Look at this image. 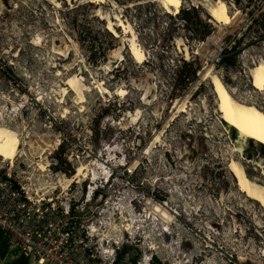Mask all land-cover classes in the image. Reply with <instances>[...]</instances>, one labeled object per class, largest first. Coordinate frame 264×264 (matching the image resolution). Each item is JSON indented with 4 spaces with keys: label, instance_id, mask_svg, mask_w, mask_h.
<instances>
[{
    "label": "rangeland",
    "instance_id": "obj_1",
    "mask_svg": "<svg viewBox=\"0 0 264 264\" xmlns=\"http://www.w3.org/2000/svg\"><path fill=\"white\" fill-rule=\"evenodd\" d=\"M213 1L183 0L174 12L160 0H0L3 170L99 220L95 243L122 237L159 264H264V207L238 190L227 168L238 159L264 183L255 164L264 159L255 145L244 156L234 151L203 74L211 63L233 96L264 110V88L249 77L264 59L249 19L263 0H225L226 23L209 17ZM98 11L132 23L143 59L125 46L122 57L109 56L120 36ZM61 43L63 54L54 49ZM227 43L233 48L217 60ZM181 102L185 110L176 111ZM29 141L43 147L38 155Z\"/></svg>",
    "mask_w": 264,
    "mask_h": 264
},
{
    "label": "built area",
    "instance_id": "obj_2",
    "mask_svg": "<svg viewBox=\"0 0 264 264\" xmlns=\"http://www.w3.org/2000/svg\"><path fill=\"white\" fill-rule=\"evenodd\" d=\"M77 211V205L67 198L61 201L56 195L32 191L0 165V230L4 244L0 260L25 257L32 264H159L154 254L139 253L122 237H98L95 243V225L100 221L81 217Z\"/></svg>",
    "mask_w": 264,
    "mask_h": 264
},
{
    "label": "bare ground",
    "instance_id": "obj_3",
    "mask_svg": "<svg viewBox=\"0 0 264 264\" xmlns=\"http://www.w3.org/2000/svg\"><path fill=\"white\" fill-rule=\"evenodd\" d=\"M50 1H52L53 4L56 6L59 5V0ZM90 1L100 2L102 0ZM182 1L183 0H160L161 5L166 8V10L172 9L174 12L178 10V7L180 6V3ZM226 2L227 1L225 0H214L212 3L206 5V11L209 14V17L214 22L217 21L219 23H226L230 20L231 15L229 14L230 12L228 13L229 6L227 5L228 2ZM193 4L195 3L193 2ZM98 13L100 14L101 18H106L103 15L102 11H98ZM114 20L115 22L113 23L110 18H106L105 28L108 29L114 36H120L119 40L121 42V46L117 47L115 50L110 52V55H108L111 58L122 57V54L120 53L119 49L120 47L125 46L129 51V54L135 61H140L141 59H143L144 53L136 41V33L132 23L128 20H124L121 17H118L117 14H115ZM115 26L121 27L123 29L122 31L126 33V35H120L115 29ZM54 49L58 53L63 54L67 50V47H64V43H61L60 45H54ZM185 52L187 53V51ZM68 66L69 65H67V67ZM203 74L204 77H208L207 79H209V82L212 86V90L216 97V116L223 124L224 129L228 132L230 139H232L231 142H233L234 151L241 152L244 156V152L246 151L245 147L249 146L250 144L251 146L255 145L261 151L262 158L264 159V110L253 102L237 99L235 96H233L231 93L232 91H230V88L228 89L227 85H225V82H223L221 76H219V73L217 74L216 72H214L211 63L206 66ZM249 77L251 79L252 87L256 89L264 88V59L255 62L249 68ZM183 110H185V108L183 102H181L178 105L176 111L181 112ZM28 144V151L31 155H38L39 152L43 149L41 145L34 144V142L32 141H29ZM253 157L255 156L253 155ZM256 161L257 163L255 164H257V166L263 169L262 174L264 175V160L262 161V159H257ZM240 162L238 159L233 158L227 166V168L230 170L235 179L236 187L239 191H241V193L243 192V194L247 198L257 201L261 206L264 207V183L257 182L253 177L248 176L245 172L244 166ZM82 169L83 166L79 165L75 174L69 177L68 179H73L77 174L82 172ZM162 210L165 209L162 208ZM167 214L169 217H172L170 213Z\"/></svg>",
    "mask_w": 264,
    "mask_h": 264
},
{
    "label": "trees",
    "instance_id": "obj_4",
    "mask_svg": "<svg viewBox=\"0 0 264 264\" xmlns=\"http://www.w3.org/2000/svg\"><path fill=\"white\" fill-rule=\"evenodd\" d=\"M234 3H237L238 0H233ZM183 19H186V16L183 17ZM249 19H250V22L251 23H255L256 26H257V29L259 30L257 36L254 38V40H258V39H262V42L264 43V0L262 1L261 5H257L256 6V10L253 14H251L249 16ZM205 25H209L207 21L204 22ZM250 24H248L249 26ZM210 30V27L207 28L206 27V30L204 32V34H206L207 32H209ZM234 46V43H231L228 45L225 44L222 46V50H221V55L218 56L217 60H221V61H224V59L226 58V56L228 55V53L230 52V50L233 48ZM2 233V231H1ZM1 249H2V252L4 250V244H3V239H2V245H0ZM156 260V258H155ZM17 261H25V262H30V260H28V258H25V257H19L18 259H15L12 264H16Z\"/></svg>",
    "mask_w": 264,
    "mask_h": 264
},
{
    "label": "water",
    "instance_id": "obj_5",
    "mask_svg": "<svg viewBox=\"0 0 264 264\" xmlns=\"http://www.w3.org/2000/svg\"><path fill=\"white\" fill-rule=\"evenodd\" d=\"M1 256H2V249H1V247H0V258H1ZM0 264H3V263L1 262V260H0Z\"/></svg>",
    "mask_w": 264,
    "mask_h": 264
},
{
    "label": "crops",
    "instance_id": "obj_6",
    "mask_svg": "<svg viewBox=\"0 0 264 264\" xmlns=\"http://www.w3.org/2000/svg\"><path fill=\"white\" fill-rule=\"evenodd\" d=\"M1 239H2V233H1ZM29 260V259H28ZM45 263H47V262H45ZM45 263H43V264H45ZM30 264V263H29Z\"/></svg>",
    "mask_w": 264,
    "mask_h": 264
}]
</instances>
